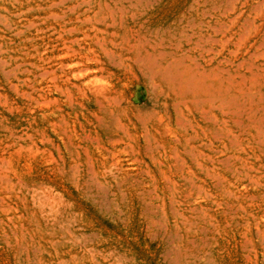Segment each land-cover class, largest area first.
I'll return each mask as SVG.
<instances>
[{
	"label": "rangeland",
	"instance_id": "rangeland-1",
	"mask_svg": "<svg viewBox=\"0 0 264 264\" xmlns=\"http://www.w3.org/2000/svg\"><path fill=\"white\" fill-rule=\"evenodd\" d=\"M0 264H264V0H0Z\"/></svg>",
	"mask_w": 264,
	"mask_h": 264
},
{
	"label": "bare ground",
	"instance_id": "bare-ground-1",
	"mask_svg": "<svg viewBox=\"0 0 264 264\" xmlns=\"http://www.w3.org/2000/svg\"><path fill=\"white\" fill-rule=\"evenodd\" d=\"M146 57V56H145ZM153 59V58H152ZM141 60V59H140ZM163 69V68H162ZM216 75V74H215ZM213 79V78H212ZM203 87V86H202ZM224 88V87H223ZM219 89H221V88H218L217 90L219 91ZM225 89V88H224ZM227 89V88H226ZM211 90H213V88L211 89ZM230 90V89H229ZM226 92H229V91H226ZM219 94H221V93H219ZM225 95V94H224ZM220 96V95H219ZM218 96V97H219ZM209 97H212V96H209ZM218 97H217V100H218ZM202 98V97H201ZM221 98V97H220ZM219 98V99H220ZM203 99H204V97H203ZM198 100V99H197ZM209 100V99H208ZM216 100V99H215ZM212 101V100H211ZM219 101V100H218ZM202 102H203V100H202ZM205 103H206V101H205ZM208 103H209V101H208ZM219 103H221V101L219 102ZM225 103V102H224ZM224 103L222 104V105H220L221 107H224ZM210 104V103H209ZM227 104H228V102H227Z\"/></svg>",
	"mask_w": 264,
	"mask_h": 264
}]
</instances>
